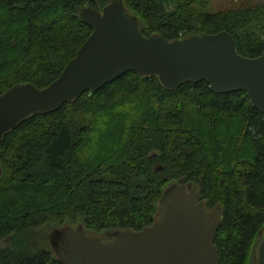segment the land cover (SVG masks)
I'll use <instances>...</instances> for the list:
<instances>
[{
	"label": "trees",
	"instance_id": "obj_1",
	"mask_svg": "<svg viewBox=\"0 0 264 264\" xmlns=\"http://www.w3.org/2000/svg\"><path fill=\"white\" fill-rule=\"evenodd\" d=\"M146 37L231 35L263 51L264 2L210 12L208 0H122ZM109 0H0V94L56 80L92 29L77 18ZM245 92L204 82L166 91L128 72L58 111L34 114L0 141V264H60L47 241L64 225L103 235L150 225L172 184L191 183L223 221L219 264H252L264 228V124Z\"/></svg>",
	"mask_w": 264,
	"mask_h": 264
},
{
	"label": "water",
	"instance_id": "obj_2",
	"mask_svg": "<svg viewBox=\"0 0 264 264\" xmlns=\"http://www.w3.org/2000/svg\"><path fill=\"white\" fill-rule=\"evenodd\" d=\"M77 18L92 32L56 80L44 88L15 84L0 94V141L34 114L56 112L128 72L156 78L166 91L204 81L215 94L245 92L264 124V37L261 55L245 58L225 31L174 40L146 37L122 0H109L100 11L82 6ZM222 221V209H207L196 185L179 183L164 189L151 224L140 230L97 235L80 224L64 225L47 241L60 264H219L214 239ZM252 264H264V228Z\"/></svg>",
	"mask_w": 264,
	"mask_h": 264
},
{
	"label": "rangeland",
	"instance_id": "obj_3",
	"mask_svg": "<svg viewBox=\"0 0 264 264\" xmlns=\"http://www.w3.org/2000/svg\"><path fill=\"white\" fill-rule=\"evenodd\" d=\"M210 12H216L226 9H235L242 4H261L264 0H208ZM2 245V243H0Z\"/></svg>",
	"mask_w": 264,
	"mask_h": 264
}]
</instances>
